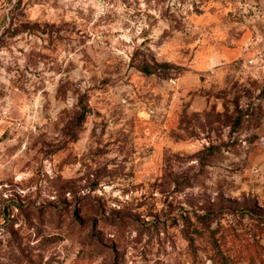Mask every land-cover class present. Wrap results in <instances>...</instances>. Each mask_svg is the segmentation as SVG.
I'll use <instances>...</instances> for the list:
<instances>
[{"label": "rangeland", "instance_id": "374dc122", "mask_svg": "<svg viewBox=\"0 0 264 264\" xmlns=\"http://www.w3.org/2000/svg\"><path fill=\"white\" fill-rule=\"evenodd\" d=\"M0 264H264V0H0Z\"/></svg>", "mask_w": 264, "mask_h": 264}]
</instances>
